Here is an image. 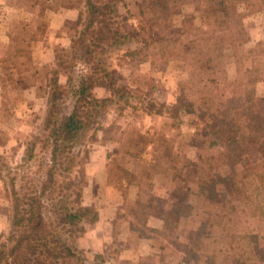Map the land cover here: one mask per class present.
I'll list each match as a JSON object with an SVG mask.
<instances>
[{"label": "trees", "instance_id": "trees-1", "mask_svg": "<svg viewBox=\"0 0 264 264\" xmlns=\"http://www.w3.org/2000/svg\"><path fill=\"white\" fill-rule=\"evenodd\" d=\"M81 1V27L74 43L82 51L79 60L85 72L75 81L69 77L64 85L53 82L44 134L29 142L23 163L16 165L14 176L9 177L12 191L7 189L5 196L10 214L0 244V264H95L79 240L85 233L84 224L95 222L98 213L83 206L82 191L73 180L74 158L84 151L81 135L91 125L96 126L95 138L100 126L97 114L103 105L131 104L129 99L136 91L119 85L111 63L102 57L106 58L105 51L111 47L119 51L135 37L125 27L127 17L120 13L117 2ZM164 1L142 0L138 5H148L155 19L191 6L204 29L201 34L216 38L215 58L224 56L225 44L228 51L232 49L231 55H236L248 42L238 6L250 0ZM213 27L217 30L207 29ZM15 38L11 35L10 39ZM212 60L206 58L202 64L205 70ZM238 85L233 81L227 86ZM97 89L108 94L97 97ZM201 94L198 168L173 153L179 130L169 136L156 127L147 135L137 132L130 138L129 149L121 151L126 163L131 158L140 165L129 169L118 164L117 156L111 160L108 175L115 178L125 201L129 188H137L131 208L124 214L130 232L138 239L161 242L158 253L141 258L139 264H264V97L241 100L222 95L212 99ZM151 103L158 104L155 100ZM157 106V112L150 109L147 114L163 115L177 128L179 109L163 103ZM158 175L168 182L178 181L167 201L150 192ZM140 212L161 218L163 228L146 230L137 225ZM188 244L205 245L207 251L197 253Z\"/></svg>", "mask_w": 264, "mask_h": 264}, {"label": "rangeland", "instance_id": "rangeland-1", "mask_svg": "<svg viewBox=\"0 0 264 264\" xmlns=\"http://www.w3.org/2000/svg\"><path fill=\"white\" fill-rule=\"evenodd\" d=\"M93 1L96 4L117 2L120 13L127 17L125 27L135 37L119 51L111 47L105 51L106 58L101 56L106 63H111L110 70L115 72L116 82L136 91L129 99L131 104L103 105L97 114L100 126L95 138L92 133L96 126L91 125L81 135L80 147L84 151L74 158L73 180L76 188L82 191L83 206L97 213L109 210V206L118 209L107 246L97 253L81 246L84 235L95 222L84 224L85 233L79 246L95 264H113L107 258L123 260V257L136 255L137 251L143 254L138 256L140 259L154 255L161 242L151 238L147 239L149 243L142 244L138 242L142 239L130 232L129 220H125L124 214L127 207L131 208L129 203L134 200L137 188H129L125 201L115 178L108 175L112 158L117 156L118 164L129 169L136 163L140 165L131 158L126 163L127 157L121 151L129 149L130 138L137 132L147 135L151 127H156L169 136L179 130L173 153L191 166L199 167L201 93L212 99L222 95L241 100L248 96L264 97V0H250L238 6L248 42L236 55H231L232 49L228 51L229 46L225 44L224 56L219 58H215V36L201 34L204 29L191 6L155 19L148 5L140 8L138 3L142 0ZM160 2L165 3L164 0ZM82 9L81 0H38V4H33V0H0V244L8 231L10 204L5 191H12L8 180L14 176L16 165L23 163L28 154L29 142L44 134L53 82L57 80L64 85L69 77L75 81L85 72L79 60L82 51L74 43L81 27ZM53 14L65 21L59 29L56 24L49 30V16ZM11 35L16 37L15 41H11ZM207 57L214 60L205 70L202 64ZM246 71H256L253 75L260 79L256 80ZM209 79L214 83H209ZM233 81L238 82L239 87L227 86ZM203 84L207 85L206 89ZM95 93L101 98L108 94L104 89H97ZM151 100L179 109L177 128L163 115L150 117L147 114L150 109L158 110V104L152 106ZM152 183L150 192L161 201H167L178 185V181L168 182L160 175L155 176ZM157 206L163 207L158 201ZM137 225L146 230L162 229L164 222L140 212ZM125 229L130 235V253H123L125 245L119 242ZM180 241L187 243L185 238ZM188 246L197 253L207 251L205 245ZM140 259L132 264H139Z\"/></svg>", "mask_w": 264, "mask_h": 264}, {"label": "crops", "instance_id": "crops-1", "mask_svg": "<svg viewBox=\"0 0 264 264\" xmlns=\"http://www.w3.org/2000/svg\"><path fill=\"white\" fill-rule=\"evenodd\" d=\"M49 18H51V20H49V25H50L49 30L51 28H54V26L56 24H59V26H58V29H59L60 26L65 21L62 17H60L59 15H56V14H53L52 17L50 15ZM108 209L109 210L99 211L97 220L91 226V229H89V231L84 235V238L82 239L81 246L83 248L91 250V252H93V253H97V251L102 250V248L104 246H107V244H108L107 240L109 239L108 237H111L112 232L114 231L113 225H114V222L116 221L117 216H118V209L113 208L111 206H109ZM122 235H124V237L119 239V242H122L123 245H125L124 246L125 248L123 249L122 252L123 253L126 251L129 252L131 246L129 244V242H130L129 236L130 235L128 233V230L125 229L124 232L122 233ZM138 242H142V244H144L146 242L149 243V240L142 239V240H138ZM137 253H136V255L132 254L131 256L123 257V260L120 257H117V259H113V258L109 257L107 259L109 261H111L113 264H132V263H137L136 261H139V259H140V258H138V256L143 255L141 253V251H137Z\"/></svg>", "mask_w": 264, "mask_h": 264}]
</instances>
